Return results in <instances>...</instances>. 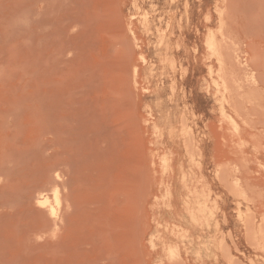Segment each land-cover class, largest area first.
Here are the masks:
<instances>
[{"label":"rangeland","instance_id":"rangeland-1","mask_svg":"<svg viewBox=\"0 0 264 264\" xmlns=\"http://www.w3.org/2000/svg\"><path fill=\"white\" fill-rule=\"evenodd\" d=\"M70 1L0 15V264H264V0Z\"/></svg>","mask_w":264,"mask_h":264},{"label":"bare ground","instance_id":"bare-ground-1","mask_svg":"<svg viewBox=\"0 0 264 264\" xmlns=\"http://www.w3.org/2000/svg\"><path fill=\"white\" fill-rule=\"evenodd\" d=\"M68 7H70V9ZM72 10H73V7H72V2L70 0H0V15L3 14L4 16H6L5 19L6 18H11V17H17V16H19V18H18L19 20L17 19L18 22H16L17 24L19 22H20V24H22L24 21H28L29 24H35L36 23V16H37L38 24H39V22L40 23L42 22V25H43L44 22H46V23L48 22V24H49V22L50 23L53 22V24L51 23V26L56 24V23L54 24V21L55 22H63L65 20H68L70 22L69 18L70 19L72 18V13H71ZM143 18H145V17H143ZM2 24H3V22H2ZM2 24L0 22V28H1ZM66 24H68V23L66 22ZM58 25H59V23H58ZM148 25H149V20H148V18H145V20H144V26L147 27ZM2 31H4V30H2ZM1 34H5V31H4V33L2 32ZM165 49H166V47H165ZM212 53H215V51H212ZM133 63H134V61H133ZM129 68L131 69V67H129ZM130 69H128V70H130ZM131 73H132V71H131ZM131 78H133V76ZM131 84H133V83H131ZM173 84L174 83L172 82V85ZM174 86H175V84H174ZM221 115H222V118H223V122L227 123V125L229 126V129H230V126H233L234 124H232L231 120L229 118H226L223 115L222 112H221ZM143 122H145V121H143ZM185 127H187V126L185 125L183 130H186ZM153 129L155 131H157L158 130V127L156 125H154L153 126ZM239 129H240V127H239ZM143 137H145V136L143 135ZM104 141H106V140H104ZM135 155H137L136 152H135ZM136 159H137V157H136ZM146 160H147V158H146ZM157 160H158V158H157ZM138 162H140V161H138ZM169 164H171V163H169V160H167V159L164 160V165L165 166L170 167ZM150 167H152V164H151ZM143 169H144V167H143ZM56 170H58V169H56ZM55 174H56V179L50 181V187H52L51 188L52 189V196H48V194H45V192H40L37 195L35 194V195H33V200H34V201H32L33 204L31 205L32 208L35 209V212H38L37 214H41L43 216L48 214L50 216V219L49 218L46 219L45 226H50L52 224L58 225L59 224V220H60V217H59V207L61 206V197H60L61 194H60L59 180L61 178V175L59 174V171H56ZM67 207L69 208L70 205L68 204Z\"/></svg>","mask_w":264,"mask_h":264}]
</instances>
